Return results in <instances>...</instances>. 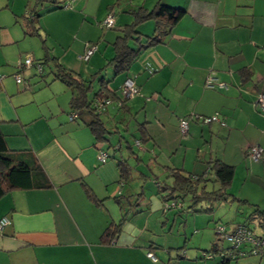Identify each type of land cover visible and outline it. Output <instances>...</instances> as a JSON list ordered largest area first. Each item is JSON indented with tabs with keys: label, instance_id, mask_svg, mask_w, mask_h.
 Returning a JSON list of instances; mask_svg holds the SVG:
<instances>
[{
	"label": "crops",
	"instance_id": "obj_1",
	"mask_svg": "<svg viewBox=\"0 0 264 264\" xmlns=\"http://www.w3.org/2000/svg\"><path fill=\"white\" fill-rule=\"evenodd\" d=\"M55 1L71 9L49 10L39 17L38 37L27 35L22 24L28 16L26 6L33 2L0 0V131L18 160L37 167L31 177L34 188L15 189L0 198V219L10 221L0 232V264H157L148 229L154 224L151 218L155 217V223L160 215L168 219L158 191L144 193L149 179L137 172L143 160L132 150L128 137L136 145L140 126L147 141L139 142L138 149L154 152V165L165 176V166L207 176L208 163L219 160L234 167L228 200L237 204L236 211L248 216L253 211L249 204L264 211V115L255 105V94L264 93V0H160L183 9L184 17L161 43L140 51L125 74L115 76L113 68L107 67L94 80L93 74L113 56L118 30L132 22L131 12L150 10L158 0ZM109 14L113 25L103 29L100 25ZM136 30L151 36L154 23L144 22ZM34 37L44 40L62 66L84 81L92 79L97 88L102 78L117 92L124 79L133 76L140 95L128 100L122 110L109 105L101 116L109 131L102 144L97 145L84 123L88 115L76 113L69 119L70 97L67 104L57 102L59 95L69 91L61 82L46 91L47 100L36 98L31 82L21 91L10 87L7 79L15 72L10 64L14 66L25 55L35 59L40 50L35 44L36 49L24 52L19 42ZM89 45L96 50L82 62L80 56ZM53 46L60 49L56 55L50 49ZM243 70L250 79L241 77ZM211 71L224 89L204 88ZM47 101L53 107L43 108ZM214 114L223 125L199 120ZM180 120L188 121L184 135ZM253 145L263 148L257 162L245 156ZM128 147L136 154L131 157L134 165L129 163ZM99 151L108 155L103 163L98 160ZM121 159L132 168V181L143 184L140 193L129 187L132 181L121 182L117 168ZM41 185L47 187L37 188ZM87 189L102 203L91 201ZM123 215L118 237L103 242L104 231ZM245 219L241 222L234 216L229 226L250 228L252 223Z\"/></svg>",
	"mask_w": 264,
	"mask_h": 264
},
{
	"label": "trees",
	"instance_id": "obj_2",
	"mask_svg": "<svg viewBox=\"0 0 264 264\" xmlns=\"http://www.w3.org/2000/svg\"><path fill=\"white\" fill-rule=\"evenodd\" d=\"M48 1L57 4V6L54 7V10H58L63 6L56 3L55 0ZM45 2H47V0H33L32 6H26L28 16L26 18L23 17L24 23L22 24L27 35L40 37L35 29V24L39 19V14L36 9ZM69 7V4H64V8ZM131 15L133 16L132 22L125 25L122 30H118V35L112 42L113 56L107 61V64L103 68L93 74V80L100 76L107 67L113 68L115 76L125 74L131 63L138 56L139 52L161 43L163 39L170 34L172 28L184 17L185 11L180 8L167 6L158 0L152 9L147 10L139 8L138 10L131 12ZM147 21H152L154 23L153 34L148 37L142 36L136 30L140 24ZM26 29L28 31H26ZM41 47L43 51V59L41 61L32 59V64L28 68L23 65L19 67L17 65V61V71L12 75V77L15 75L19 76L21 78L23 89H27L29 88L28 81L24 80L20 74L25 70L30 71L31 69H34L37 74H41L43 72V66H48L50 73L52 74V80L49 83L59 81L66 86L70 92L69 109L71 114L83 112L88 115L89 120L84 123L90 130L94 139L97 141V145L102 144L103 141L106 140V136L109 135V131L105 127L104 122L101 120V116L105 114L111 103L116 104V107L122 110L125 108V103L130 99H122L119 93L120 91L118 90L115 92L110 90L108 88L109 83L102 78L98 79V88L95 92H93L92 97L89 99L88 94L91 91V81L93 80L90 79V81L86 82L81 79L77 73L62 66L56 57L50 55L49 50L45 46L44 40H41ZM25 58L26 57L22 59L21 57L18 60H21L23 63ZM241 77L250 79V73L243 70L241 71ZM259 93L261 92L259 91L255 94V98ZM105 101H110L111 103L106 106L105 110L101 113L97 112L95 106L98 103ZM139 131L141 135L139 142L141 144L145 143L147 141V134L144 126H140ZM127 150L129 152L128 158L136 155L129 147ZM15 153V151H11L7 148L4 137L0 131V198L12 190H26L36 186L32 184L31 177L37 167H33L34 164L32 165L27 162H23L22 160H18V158L14 155ZM133 158L134 160H139L138 158ZM208 165L209 174L207 176H193L182 169H174L166 166L163 167L167 175L163 180L157 181V195L163 204V209L165 205L173 203L175 205L174 208H169L168 210L178 209V213L181 214L194 211L199 204H204L206 208L204 210H200L199 212H207L210 214L213 210L214 202L227 201L230 199L232 195L229 193V190L233 181L234 167L219 160H212L208 163ZM117 168L119 169L120 180L122 183H129L132 181V168L127 164V160H118ZM44 187L47 186L41 185L37 188ZM86 193L91 201L98 204L102 203L101 200H97L95 198L90 190L87 189ZM185 198L190 201L189 206L186 208L183 207V200ZM235 200L240 203L249 204L246 201L238 199ZM249 206L253 207V211L247 216L245 222L255 223L258 221L257 225L261 228L264 234V211L257 209L254 205L249 204ZM168 210L164 209V211ZM124 219L125 216L123 215L118 223L107 227L102 235L103 242L110 243L118 237ZM219 243L218 239L213 240L210 250L204 252L202 258L204 259L205 254H210L214 255V258H216L220 264H229L232 261H237L239 258L247 257H235L232 259L224 254L220 258H217L215 257L216 254L223 250Z\"/></svg>",
	"mask_w": 264,
	"mask_h": 264
},
{
	"label": "rangeland",
	"instance_id": "obj_3",
	"mask_svg": "<svg viewBox=\"0 0 264 264\" xmlns=\"http://www.w3.org/2000/svg\"><path fill=\"white\" fill-rule=\"evenodd\" d=\"M29 2L32 3L33 0H29ZM56 6L57 4L47 0V2L39 6L36 11L39 12V17H42L43 14L47 13L49 10L53 11L54 7ZM69 9H71V6L68 8V10ZM61 10L67 9L64 8L63 5ZM7 12L8 11H6V13ZM100 26L102 27V25ZM103 29H105V27H103ZM54 43L55 42H53V44ZM35 44L40 47V50H36L34 60L41 61L43 59V51L41 48V41L38 40V38H26L25 41L24 39H22L21 42H19V45L22 48H26L24 52H31L28 49H36L37 45ZM54 45H56V43ZM53 47V49H50L53 51L54 55L60 52L59 47ZM38 52H40V54ZM24 57H22V59H24ZM10 66L14 67L15 72L17 71L16 62L14 66L12 64H10ZM20 76L24 80L31 82L30 88L34 91L36 98H38L39 100H47V96L45 97V94H47L46 91H48L49 93V91L54 87H59V85H62L58 81L49 83L52 80V74L50 73V69L46 65L43 66V72L41 74H37L34 69H31L30 71H23ZM7 80L9 81L10 87L13 90H23V85H16L12 77L9 76ZM86 81H89V79H87ZM96 90L97 87L95 85V81H91V91L88 94L89 99L92 97L93 92H95ZM65 97L67 98L65 99ZM69 97L70 92L67 91L66 96L59 95L57 97V102L60 105H63L65 103L67 104ZM42 106L43 108L46 106L53 107V102L47 101V103H44ZM66 112H69V108H67ZM128 140L131 144L132 150L136 154H139L143 160V163L137 167V172L142 173L149 179L144 184V186L136 179L129 184V187H133L136 193H140V186L141 188L143 186L144 193H156L157 188L156 185H154L153 180L156 179V182L163 180L165 178V173H162V170L154 165L153 154L155 153L153 152L152 154L147 147L143 148H147L148 151H142V149L140 148L138 149L137 144L134 145V140L133 138H131V136L128 137ZM128 160L130 164L134 165V162L131 158H129ZM189 204L190 201L185 198L183 200V207L186 208L187 206H189ZM236 205V203H233L229 200L216 201L213 203V210L210 214L207 212H199L200 210H204L206 208L204 204H199L194 211H189L187 213L178 214V209L168 210L167 212H165V217L168 220H166L164 216L160 215L159 220L157 221V223H155V217L151 218V222H154V224L152 226L150 224L151 227L148 229L150 231L148 232V235H151L153 237V253L157 258V264H220V262L216 258L207 260L205 258L203 259L202 257L204 252L210 250L212 241L216 239L219 240V237L216 235V228L218 226L224 227V229L229 232L233 228L229 226V223L230 221H232V219H234V216H237L239 221L241 222L244 218H247V215H243L242 210L236 211ZM152 229L154 231H152ZM248 229H251L256 236L263 235V231L258 227L257 223L252 222V224H250V228ZM219 244L220 247L224 250L228 249L230 246L225 241H220ZM229 264H264V255H252L247 256L246 258H239L237 261H232Z\"/></svg>",
	"mask_w": 264,
	"mask_h": 264
},
{
	"label": "built area",
	"instance_id": "obj_4",
	"mask_svg": "<svg viewBox=\"0 0 264 264\" xmlns=\"http://www.w3.org/2000/svg\"><path fill=\"white\" fill-rule=\"evenodd\" d=\"M114 19L113 15L109 14L107 17L104 19L102 22V27L105 28H110L113 25ZM96 50V46L89 45L87 46L85 53L80 56V59L83 62H87L89 58L93 55V53ZM32 58L31 57H26L25 60L22 61L18 60L17 65L24 66L26 68L30 67L32 64ZM22 63V64H21ZM40 71V69H39ZM15 83L16 84H21V78L17 75L13 76ZM226 86L219 82L217 78L214 75V72L208 73V75L205 78L204 81V88L209 89V90H215V89H224ZM120 96L122 99H132L135 96L139 95V91L135 86L134 83V78L133 77H128L124 80L122 85L120 86L119 89ZM111 102L110 101H105L98 103L95 108L97 109V112L101 113L102 111L105 110L106 106H108ZM120 105V102H119ZM255 105L259 108L261 114L264 115V94L261 92L259 93L256 98H255ZM75 118V115L72 113L69 116V119L72 120ZM200 122L202 124H210V123H220L224 124L217 116V114H214L209 117H201L199 118ZM188 129V121L186 120H180L179 122V130L180 132L184 135L187 132ZM138 145V141L136 142ZM262 153H263V148L259 145H253L248 148V150L245 153V156L247 159L253 162H257L262 158ZM108 159V155L103 152L99 151L98 154V160L99 162H105ZM174 204L171 203L170 205H165L164 209H169V208H174ZM10 224L9 219L3 217L0 219V232ZM249 227L245 225H235L231 229V231L227 232L224 227L218 226L216 228V235L219 237V242L220 241H225L227 242L230 246L226 250H222L218 254H216L215 257L220 258L222 255H226L233 258L237 257H243V256H252V255H259L262 256L264 255V234L260 236H256L252 230L248 229ZM147 257L151 260H155L154 256L151 253L147 254ZM204 258L207 260H210L211 258H214V255H204Z\"/></svg>",
	"mask_w": 264,
	"mask_h": 264
}]
</instances>
